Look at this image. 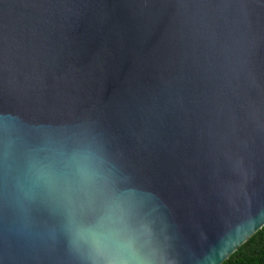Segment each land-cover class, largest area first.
Masks as SVG:
<instances>
[{
  "label": "water",
  "instance_id": "1",
  "mask_svg": "<svg viewBox=\"0 0 264 264\" xmlns=\"http://www.w3.org/2000/svg\"><path fill=\"white\" fill-rule=\"evenodd\" d=\"M264 226V0H0V264H222Z\"/></svg>",
  "mask_w": 264,
  "mask_h": 264
},
{
  "label": "trees",
  "instance_id": "2",
  "mask_svg": "<svg viewBox=\"0 0 264 264\" xmlns=\"http://www.w3.org/2000/svg\"><path fill=\"white\" fill-rule=\"evenodd\" d=\"M222 264H264V226Z\"/></svg>",
  "mask_w": 264,
  "mask_h": 264
},
{
  "label": "clouds",
  "instance_id": "3",
  "mask_svg": "<svg viewBox=\"0 0 264 264\" xmlns=\"http://www.w3.org/2000/svg\"><path fill=\"white\" fill-rule=\"evenodd\" d=\"M127 264H135V262H127Z\"/></svg>",
  "mask_w": 264,
  "mask_h": 264
}]
</instances>
